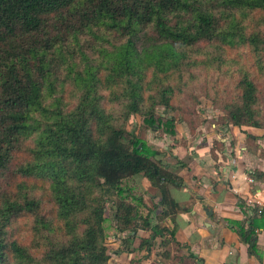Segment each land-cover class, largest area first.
Wrapping results in <instances>:
<instances>
[{
  "label": "trees",
  "instance_id": "1",
  "mask_svg": "<svg viewBox=\"0 0 264 264\" xmlns=\"http://www.w3.org/2000/svg\"><path fill=\"white\" fill-rule=\"evenodd\" d=\"M201 70L234 82L230 99L211 97L227 125L264 128V0H0V264H109L110 197L128 240L138 219L150 231L147 258L152 240L176 242L127 184L145 178L165 217L183 178L127 124L175 136L156 109H179ZM247 222L234 231L258 257L264 214Z\"/></svg>",
  "mask_w": 264,
  "mask_h": 264
},
{
  "label": "crops",
  "instance_id": "2",
  "mask_svg": "<svg viewBox=\"0 0 264 264\" xmlns=\"http://www.w3.org/2000/svg\"><path fill=\"white\" fill-rule=\"evenodd\" d=\"M176 134H163L159 140H171L172 148L165 145L162 151L153 143L164 155L165 163L183 178L184 183L181 189L169 188L181 211L163 217L162 226L174 229L175 244L181 245L185 253L189 251L198 257L203 264H264V229L257 230L258 257L248 255L246 246L239 242L234 231V222L247 224L249 218L259 219L252 206L254 197L258 196L264 211V129H238L228 124L219 130L212 124L203 127L201 134L181 129ZM182 140H187V148L176 145ZM217 142L223 145L219 150L214 149ZM212 149L216 160L212 157ZM172 157L180 162L189 160L183 166L177 164L179 161L168 160ZM249 176L254 179L253 183L247 182ZM142 180L144 199L146 195L153 198L158 212L155 215L161 217L163 209L159 206L158 190L146 179L144 183ZM207 211L212 215L208 216ZM189 264L198 263L191 261Z\"/></svg>",
  "mask_w": 264,
  "mask_h": 264
},
{
  "label": "rangeland",
  "instance_id": "3",
  "mask_svg": "<svg viewBox=\"0 0 264 264\" xmlns=\"http://www.w3.org/2000/svg\"><path fill=\"white\" fill-rule=\"evenodd\" d=\"M196 76V81L176 98L175 106L179 107V109L166 113L163 107H158L156 109L157 116L164 120L174 117V119L177 120V133L181 129L182 131L187 130L189 132L198 131L199 134H201L203 132V127L205 128L212 124L216 125L219 130H223V128L227 126L224 120V113L219 109L218 104L212 102L211 97L214 96V93L218 94L214 97L218 99L219 103L220 101L230 99L234 94V82L223 78L219 80V77L215 73L205 72L203 70L198 71ZM258 87L261 98L260 118L264 121V80L258 81ZM140 125V117L133 116L127 124V129L129 133L138 135V137L151 148H154L153 143H157L155 144L156 148L162 151H164L163 147L165 145L168 146V148L174 147V145L172 146L171 140L169 142L159 141L163 137H161L163 133L160 130L158 131L157 128L153 127L141 130ZM177 143L176 145L181 144V147L187 148V140L177 141ZM163 160L165 161L164 158ZM168 160H171L173 163L179 161L173 157L168 158ZM188 160L189 158L181 163L187 164L186 161ZM181 163L179 161L177 164ZM175 170H178V168ZM135 179H140V181L138 182ZM135 179L134 181H129L127 184L130 188V192H128L129 201H135L134 204L138 206L139 216L145 218L147 216V209H155L156 205L154 204L155 202H153V198L151 199L148 195H146V199H144L143 188L141 186V180L144 178L138 176ZM142 181L144 183L146 180L144 179ZM140 198L143 201L142 203L138 201ZM112 201H114V197H110V202L107 203L105 212L106 245L110 255L109 264H169V262H172V264H189L191 261L198 264L200 263L198 257L194 256L189 251L185 253L182 251L183 247L179 244H175V242L162 248L160 246L161 238L159 237L151 241L153 249L147 258V247L146 245H142L141 247L140 244L142 240H147L149 238L150 231L144 230L142 227V220L138 219L136 222V237L128 240V232H119L116 229L115 219L113 218L114 208L112 206ZM144 205L148 208L144 207ZM162 219L163 217H158L155 214L151 216L152 224H156V222L159 220L162 221ZM173 244L176 246H173ZM165 249H168L169 252ZM179 260V263L176 262ZM185 260L188 262L185 263Z\"/></svg>",
  "mask_w": 264,
  "mask_h": 264
},
{
  "label": "built area",
  "instance_id": "4",
  "mask_svg": "<svg viewBox=\"0 0 264 264\" xmlns=\"http://www.w3.org/2000/svg\"><path fill=\"white\" fill-rule=\"evenodd\" d=\"M247 182L248 183H253L254 182V179L252 178V176H249L247 178ZM252 206L255 207V214L257 216L261 217L264 214L263 207H262L260 201L258 200V196L254 197Z\"/></svg>",
  "mask_w": 264,
  "mask_h": 264
},
{
  "label": "water",
  "instance_id": "5",
  "mask_svg": "<svg viewBox=\"0 0 264 264\" xmlns=\"http://www.w3.org/2000/svg\"><path fill=\"white\" fill-rule=\"evenodd\" d=\"M207 214H208V216H211L212 212L211 211H207Z\"/></svg>",
  "mask_w": 264,
  "mask_h": 264
}]
</instances>
